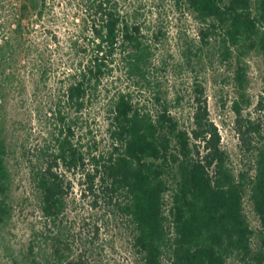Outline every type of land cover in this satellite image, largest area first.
I'll return each mask as SVG.
<instances>
[{
  "label": "trees",
  "instance_id": "16d2710c",
  "mask_svg": "<svg viewBox=\"0 0 264 264\" xmlns=\"http://www.w3.org/2000/svg\"><path fill=\"white\" fill-rule=\"evenodd\" d=\"M19 2L6 30L0 29V222L12 209L11 145L2 111L8 83L15 76L25 87L30 83L42 106L37 93L59 75L47 95L52 143L26 158L43 224L28 240L23 264H85V253H74L79 238L68 222L78 202L120 219L134 264H227L232 256L240 264H264V231L254 251L244 212L248 191L264 227V149L255 151L252 175L235 173L202 81L192 82L184 121L172 109L183 97L169 99L154 79L163 63H156V50L166 39L168 12L187 14L198 30L196 41L178 30L186 37V64L206 48L232 65L239 114L246 100L245 56L264 55V0ZM61 21L70 25L64 34ZM97 104L105 119L102 140L82 120ZM97 233L96 226L88 231L91 244Z\"/></svg>",
  "mask_w": 264,
  "mask_h": 264
},
{
  "label": "rangeland",
  "instance_id": "374dc122",
  "mask_svg": "<svg viewBox=\"0 0 264 264\" xmlns=\"http://www.w3.org/2000/svg\"><path fill=\"white\" fill-rule=\"evenodd\" d=\"M19 4V0H0L1 33L6 30L9 14L14 12ZM60 24L61 34L68 32L65 26L70 25L63 21ZM165 26L166 39L159 43L156 50V63H163L154 73L160 90L169 99L176 95L183 97L172 109L177 111L179 116H183L185 121L192 107V82L202 81L209 116L217 125L221 146L229 155L231 167L235 173L246 171L252 175L255 151L259 147L264 149V55L251 51L245 56L246 100L240 102L238 114L234 102L240 101V97L233 80L232 65L221 61L213 49L206 48L198 57L193 58L191 66L185 62L182 51L186 37L181 34L179 38L178 30L182 29L188 39L196 41L198 24L187 14L169 11ZM117 69L119 71V68ZM53 73L55 74L54 69ZM54 77L59 75L55 74L37 93L40 97L37 96L36 99L39 103L42 101V106H36L33 93L30 94V83H27V87L23 86L22 80L17 76L10 80L4 95L2 111L5 133L11 145L9 167L12 178V209L9 218L0 222V264H23L22 255L27 242L34 229L43 224L26 158L33 156L31 151L36 147L52 143L50 135L56 129L47 113V95L56 84ZM82 120L88 123L97 139L105 138V119L99 104L86 112ZM249 130V134H246ZM74 187V192L79 194L80 187ZM166 198H169L168 195ZM71 209L68 222L73 221V232L79 238L75 242L74 253H85V264H134L131 236L119 218L103 214L102 208L89 210L88 206L81 202ZM244 212L253 230L252 248L254 251L259 250L264 227L254 211L248 191L244 195ZM95 226L98 227V233L91 244L87 235ZM240 263L242 259L238 256H232L227 261V264Z\"/></svg>",
  "mask_w": 264,
  "mask_h": 264
}]
</instances>
